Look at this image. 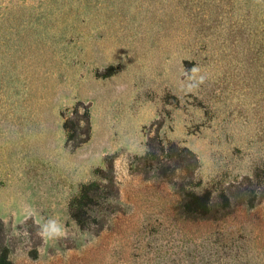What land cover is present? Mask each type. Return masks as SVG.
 <instances>
[{
    "label": "rangeland",
    "instance_id": "1",
    "mask_svg": "<svg viewBox=\"0 0 264 264\" xmlns=\"http://www.w3.org/2000/svg\"><path fill=\"white\" fill-rule=\"evenodd\" d=\"M0 218L11 264H264V0H0Z\"/></svg>",
    "mask_w": 264,
    "mask_h": 264
},
{
    "label": "trees",
    "instance_id": "2",
    "mask_svg": "<svg viewBox=\"0 0 264 264\" xmlns=\"http://www.w3.org/2000/svg\"><path fill=\"white\" fill-rule=\"evenodd\" d=\"M86 122L90 124V120L88 115H86ZM164 148V147H163ZM183 151L187 153L178 156V160H174L176 164L173 167V170L178 172H190L194 170L198 165V158L194 154V152L188 150L187 148H184ZM137 163L135 172L141 171V164H143L145 167H148L149 170H152L154 173H157L159 169H162L158 165L160 162V156L156 153V146L154 144V138H150L148 141V150L146 154L142 157L136 158ZM170 165V164H169ZM112 167V166H111ZM148 170V171H149ZM146 171V173H148ZM199 198H201V205L204 209L208 208V204L210 202V196L208 195H197ZM6 228L4 221L0 218V264H11L9 255H10V248L6 243Z\"/></svg>",
    "mask_w": 264,
    "mask_h": 264
}]
</instances>
